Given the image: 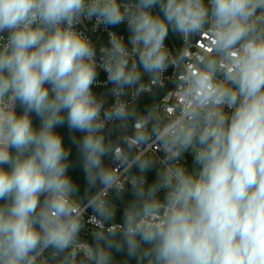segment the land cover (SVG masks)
<instances>
[{"label":"clouds","instance_id":"1","mask_svg":"<svg viewBox=\"0 0 264 264\" xmlns=\"http://www.w3.org/2000/svg\"><path fill=\"white\" fill-rule=\"evenodd\" d=\"M85 20L126 23L128 42L109 31L97 58ZM170 67L175 108L140 110ZM65 124L84 133L72 143L86 199L54 131ZM126 184L134 199L116 223L109 193ZM113 250L136 264H264V0H0V264H119Z\"/></svg>","mask_w":264,"mask_h":264},{"label":"built area","instance_id":"2","mask_svg":"<svg viewBox=\"0 0 264 264\" xmlns=\"http://www.w3.org/2000/svg\"><path fill=\"white\" fill-rule=\"evenodd\" d=\"M120 2L121 3H127V2H129V0H120ZM206 2H207V0H206ZM152 11L154 14H157L155 7H153ZM93 25H94V21L85 20L82 25L78 26V29L81 31H84L85 35H87L89 37V39H91L93 41V43L95 44V46L97 48V58H99L100 47L107 46V44H108V40H109L108 32L109 31H113V32L118 33L119 35H121L123 37L125 43L128 42L130 33L128 31L126 23H123V24H120L117 26H109L108 28H105L103 25H101L99 27H96L95 29H94ZM201 42H203V41H201ZM165 44H166V46L169 47L170 51H172L173 54H175V51L183 46L182 40L178 36L172 34L171 32H170L168 38H166ZM194 45H195V42H194ZM193 50H195V48ZM165 77H166V81H165V87L164 88L156 90L154 95L143 94L138 99L137 104H138L139 109L142 108V106L140 105L141 102H143L145 100H149L151 97L155 98L157 101L149 109H151V108H166L167 110L171 111L175 108L176 93L174 90V81L178 78L177 70L170 67L168 69V71L165 73ZM110 88H111V84H109L107 82L106 73L104 72L103 69H98L97 83L93 86V91L98 96H105V98H106V104L104 105L105 108H107L108 106H110L114 102V97L107 95L108 92L110 91ZM144 106L145 105H143V107ZM225 111L229 112V113L231 112V110L227 109V108H225ZM112 126H113L112 124L107 125L106 130H107V128H111ZM155 155L158 157H162L163 153L157 152ZM181 163H183L189 169V171L192 170L194 165H193V157H192L191 152L184 154L183 159L181 160ZM108 165L109 166H115L110 157L108 160ZM159 167H160V165L157 164L154 168H152L147 173H145L146 187L151 185L155 181L156 170ZM130 174H133V175L138 174L137 169L133 168L131 170ZM127 189H131L130 184H126V190ZM114 195H116V193L110 192L109 198L111 199L112 203L115 204L116 210H118L119 207L113 199ZM92 215H94V213L92 212L91 209H88L86 211L85 217H84V225L85 226L80 233L81 241L86 242V243H90V244L94 240L92 233L95 229V226L92 224V220H91Z\"/></svg>","mask_w":264,"mask_h":264},{"label":"trees","instance_id":"3","mask_svg":"<svg viewBox=\"0 0 264 264\" xmlns=\"http://www.w3.org/2000/svg\"><path fill=\"white\" fill-rule=\"evenodd\" d=\"M154 7L156 10V13H159V7L158 6H154ZM156 101L157 100L155 98L151 97L149 100H145L141 102L140 105L142 106V108L140 110H148L153 104L156 103ZM143 105L145 106L143 107ZM16 111H17V114H21L23 111V109L19 106V104H17L16 106ZM30 115L33 121V126L38 129L40 127L39 117H37L35 113H31ZM54 131L61 135L65 148L70 150V155L68 157V162H69L70 167L68 169L67 175H69L71 179L73 180V182L77 185L79 189L78 194L81 197H85L87 181H86L85 173L82 167V158L78 152L76 145L72 143L73 136L79 139V138H82L84 134L70 130L67 127V124L62 125V126H57L54 129ZM111 135H112V138L114 139L117 133L113 132ZM108 160H109V157L104 158V163L106 165H108ZM91 191L94 192L96 191V189L93 188L91 189ZM159 195L163 197V191H161ZM113 199L119 207L118 210H116V215H115L114 220L116 223H122L123 222V211L125 207L134 199L132 189H127L125 192H123L119 196H117V194L114 195ZM92 243H94V240L92 241ZM113 257H114V261H118L119 264H136L135 258L127 257L126 251L117 253L115 252V250H113Z\"/></svg>","mask_w":264,"mask_h":264},{"label":"crops","instance_id":"4","mask_svg":"<svg viewBox=\"0 0 264 264\" xmlns=\"http://www.w3.org/2000/svg\"><path fill=\"white\" fill-rule=\"evenodd\" d=\"M41 199H43V197H41Z\"/></svg>","mask_w":264,"mask_h":264}]
</instances>
